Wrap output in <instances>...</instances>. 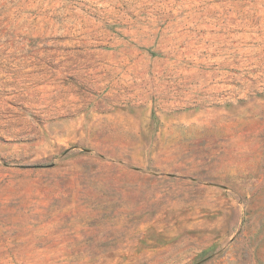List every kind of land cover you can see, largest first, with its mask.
<instances>
[{"label":"rangeland","instance_id":"1","mask_svg":"<svg viewBox=\"0 0 264 264\" xmlns=\"http://www.w3.org/2000/svg\"><path fill=\"white\" fill-rule=\"evenodd\" d=\"M0 264H264V0H0Z\"/></svg>","mask_w":264,"mask_h":264}]
</instances>
